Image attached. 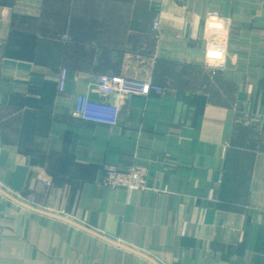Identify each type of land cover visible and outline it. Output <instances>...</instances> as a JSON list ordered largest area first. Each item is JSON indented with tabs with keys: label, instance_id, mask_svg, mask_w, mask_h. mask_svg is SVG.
<instances>
[{
	"label": "crops",
	"instance_id": "1",
	"mask_svg": "<svg viewBox=\"0 0 264 264\" xmlns=\"http://www.w3.org/2000/svg\"><path fill=\"white\" fill-rule=\"evenodd\" d=\"M101 74L164 92L87 121ZM0 187L81 225L0 192V264H264V0H0Z\"/></svg>",
	"mask_w": 264,
	"mask_h": 264
},
{
	"label": "built area",
	"instance_id": "2",
	"mask_svg": "<svg viewBox=\"0 0 264 264\" xmlns=\"http://www.w3.org/2000/svg\"><path fill=\"white\" fill-rule=\"evenodd\" d=\"M67 80V71L63 69L59 81L60 91H64ZM97 89L100 99L91 98L88 93L77 96L74 112L83 119L95 123L115 126L120 119V106L110 102L107 97L118 93L136 94L147 96L152 92L163 93L164 88L148 80H140L135 77H122L118 75L101 74L98 77ZM149 165L136 161L129 167L118 165H107L102 177V184L111 189H126L133 191L136 189L145 190L148 188L147 176ZM47 191L52 188V183L41 180Z\"/></svg>",
	"mask_w": 264,
	"mask_h": 264
},
{
	"label": "water",
	"instance_id": "3",
	"mask_svg": "<svg viewBox=\"0 0 264 264\" xmlns=\"http://www.w3.org/2000/svg\"><path fill=\"white\" fill-rule=\"evenodd\" d=\"M0 192L3 193L5 196L9 197L10 199H12V200L18 202L19 204H21V205H23V206H26V207H28V208H30V209H32V210H35V211H37V212H39V213L46 214V215H50V216H54V217H60V218H62V219H67V220L70 221L71 223L76 224V225H79L78 223H76V222H74V221H72V220H70V219H68V218L61 217V216H59V215H56V214H53V213H49V212H47V211H44V210H41V209L35 208V207H33V206H31V205H29V204H27V203L21 201V200L18 199L17 197H14V196L11 195L9 192H7L6 190H4L2 187H0ZM79 226H81V225H79Z\"/></svg>",
	"mask_w": 264,
	"mask_h": 264
}]
</instances>
